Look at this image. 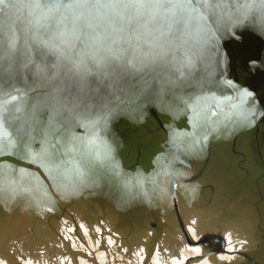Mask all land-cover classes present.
<instances>
[{
	"label": "snow or ice",
	"instance_id": "1",
	"mask_svg": "<svg viewBox=\"0 0 264 264\" xmlns=\"http://www.w3.org/2000/svg\"><path fill=\"white\" fill-rule=\"evenodd\" d=\"M246 34L264 40V0H0V212L7 211L8 201H27L58 223L67 207L76 205L89 226L79 223L69 231L77 233L83 248L91 246L84 238L97 211L90 201L108 200L113 210L128 215L166 200L173 187H181L179 167L199 154L192 147L203 151L210 123L212 131H227L230 123L245 132L264 124V93L228 81L235 95H224L222 72L201 78L195 71L208 51L219 68L230 58L221 51L225 42H242ZM258 62L264 60L248 58L249 75L252 68L260 70ZM189 93H199L195 102ZM224 109L238 110L239 119L228 120ZM180 115L205 133L202 138L172 129L167 122ZM220 115L228 120L222 128L211 119ZM118 118L127 123L129 136L103 139L101 133ZM148 124L170 130L165 138L170 149L153 153L158 171L151 192L139 182L130 192L116 149ZM176 202L174 197L173 208ZM112 223L125 237L131 233L118 220ZM107 231L113 243L112 229ZM203 236L190 239L198 243ZM61 239L72 241L68 235ZM245 246L240 242L241 250ZM193 251L189 264H209L202 247ZM236 259L219 256L221 262Z\"/></svg>",
	"mask_w": 264,
	"mask_h": 264
},
{
	"label": "bare ground",
	"instance_id": "2",
	"mask_svg": "<svg viewBox=\"0 0 264 264\" xmlns=\"http://www.w3.org/2000/svg\"><path fill=\"white\" fill-rule=\"evenodd\" d=\"M226 50V46L221 49ZM224 113L228 120L233 114H239L238 110L229 112L227 109ZM228 120L225 115H220L217 126L222 128ZM122 121L118 118L116 123L119 134L128 137L127 123ZM167 123L179 132L195 131L197 138L204 135L199 129L193 130L183 115ZM236 128L230 123L227 131H212V125L208 128L211 132L203 145L205 154L200 151V145L197 149L192 148L193 153L199 154L190 155L189 165L179 168L184 172V176L178 178L181 187H173L166 200L160 198L151 207L140 206L128 215L113 210L108 200L90 201L97 211L89 217L90 235L84 240L91 241V246L85 243L81 248L82 241L77 238V233L69 231L79 223L89 226L88 221L75 212L76 205L67 207L68 214H61L57 223L50 219V214L41 213L40 208L27 201H8L7 211L0 212V260L6 264H28L29 261L31 264H81L82 261L90 264L87 257H91L93 264H156L157 261L158 264H189L186 258L195 255V247H202L203 258L209 264H264V139L260 138L259 127L255 144L244 136L245 139L242 138L241 131ZM234 132L240 140L235 145L232 144ZM134 134L137 135L135 138L126 141L127 150L116 149L115 159L122 165L130 192L135 191L138 182L151 192L154 169L158 171L152 163L153 150L157 142L165 153L169 151L165 143L167 133L163 128L148 124ZM221 138L229 140L227 143L231 141L233 151L226 155L228 160L219 162L216 159L219 150L213 142ZM225 161L230 163L227 168H221ZM232 163H239L241 168H230ZM216 165L220 168H215ZM30 170L35 172V166ZM256 175H259L258 179H254ZM193 187L197 188L195 193ZM174 197L177 202L173 208ZM73 215L75 220L69 218ZM238 216H242L241 223H237ZM113 220H118L125 231L131 229V233L125 237L113 227ZM193 220H197L198 225L192 224ZM198 226L203 231L197 232ZM96 227H102L103 231L92 235L91 230ZM107 229H112L113 243H108L110 233ZM189 229L192 232H188ZM204 232L207 233L203 236ZM154 233L159 235L153 244ZM193 234L203 236L198 242L201 245L190 239ZM64 235L71 236L72 241L63 244L61 237ZM97 239L102 241L101 244H95ZM73 242L75 248L71 247ZM240 242H246L243 250ZM232 245L236 251H223ZM150 248L152 255L149 257ZM87 252L92 255L88 256ZM82 254L86 258L81 257ZM213 254L216 259H211ZM221 255L237 259L221 262ZM191 264L197 262L192 260Z\"/></svg>",
	"mask_w": 264,
	"mask_h": 264
},
{
	"label": "water",
	"instance_id": "3",
	"mask_svg": "<svg viewBox=\"0 0 264 264\" xmlns=\"http://www.w3.org/2000/svg\"><path fill=\"white\" fill-rule=\"evenodd\" d=\"M225 46L227 48L226 51L230 53V58H226L218 68L216 65L215 54L212 53L211 51L204 53L195 70L198 73V75L201 78L208 76L214 77L222 72L220 79L224 86L223 87L224 95H235L234 92L229 91L227 84L228 81H233L234 83L244 82L245 86L251 84L253 87L257 89V91L264 93V62H258V67L260 69L259 71H257L256 68H252V73H253L252 75H249L246 70V61L250 56L252 57L259 56L262 58V60H264V40L257 39L254 36L246 34L242 42L226 41ZM146 79L148 78L146 77ZM149 84H151L150 79H149ZM189 95L195 98L197 95H199V93H189ZM185 99H187V97H185ZM190 102H193V100ZM211 102L212 101H209V103ZM232 117L233 118L231 120L239 119V114L237 115L233 114ZM218 118L212 117L211 119L216 121ZM122 122L126 123L124 120ZM116 123L118 122L114 121L113 124L109 126V132L107 134L101 133L103 139L106 138L105 140H111L112 138H115L117 136H119L121 139L127 137V136H123L122 134H119V129ZM211 125L212 124L210 123L208 125V128L211 127ZM258 127L260 128V132H261L260 138L264 139V124H261ZM257 128L254 130V132H251V130L245 132L244 129H241L239 127H237L236 129L239 132L241 131L242 138L245 137L246 139L249 140L250 143L255 144V140H257L258 137L255 134L258 131ZM163 129L167 134H169L170 130L167 127H163ZM210 132L211 131H208V135L210 134ZM109 137H111V139H109ZM236 141H240V140L237 137V133L234 132L232 144L235 145ZM167 148L170 149V146L167 145ZM188 165L189 163L186 160L184 167H187Z\"/></svg>",
	"mask_w": 264,
	"mask_h": 264
},
{
	"label": "rangeland",
	"instance_id": "4",
	"mask_svg": "<svg viewBox=\"0 0 264 264\" xmlns=\"http://www.w3.org/2000/svg\"><path fill=\"white\" fill-rule=\"evenodd\" d=\"M153 141V140H152ZM227 141H229V140H226V141H224V139H222L221 138V140H217V141H214L213 143H214V145L216 146V148H217V155H216V159H217V161H219V162H221L222 160H228V158H225L226 157V155L227 154H229V155H231L232 153V144H231V141L230 142H228L227 143ZM159 144L156 142V146H155V148H154V150H153V152H156L158 149H160V147L158 146ZM198 145V144H197ZM197 145H195L194 147H192L193 149H197ZM127 146H128V144H127V142L126 143H124V144H122L121 145V147H123V149L124 150H127L126 148H127ZM145 150H146V147H145ZM202 154H205V151L203 150L202 151ZM238 161L240 160L239 158L237 159ZM230 162L229 161H225V162H223V164L221 165V168H227V165L229 164ZM231 167L230 168H235V170H236V168H241V166L239 165V163L238 164H236V163H232L231 165H230ZM215 168H220V166H218V165H216V167ZM246 177V176H245ZM259 178V175H256L255 177H254V179H258ZM247 179H248V177H247ZM244 183V182H243ZM264 195V194H263ZM37 219V215H35L34 216V220H36ZM41 220V219H40ZM63 244H66L64 241H63ZM93 249V248H92ZM91 249V251H93L94 252V250H92ZM83 253V252H82ZM80 254V253H79ZM81 257H85L86 258V256L84 255V254H82V255H80ZM87 259H88V261L90 262V264H93V259L91 258V257H87ZM92 260V261H91Z\"/></svg>",
	"mask_w": 264,
	"mask_h": 264
}]
</instances>
